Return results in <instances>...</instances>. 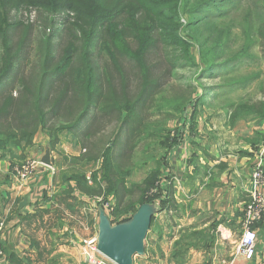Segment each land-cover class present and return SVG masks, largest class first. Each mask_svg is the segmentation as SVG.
I'll list each match as a JSON object with an SVG mask.
<instances>
[{
	"label": "trees",
	"instance_id": "trees-1",
	"mask_svg": "<svg viewBox=\"0 0 264 264\" xmlns=\"http://www.w3.org/2000/svg\"><path fill=\"white\" fill-rule=\"evenodd\" d=\"M25 11L43 16L35 37L31 25L10 19L11 13ZM257 58L264 60V0H0V160L12 163L13 175L14 168L29 159L41 130L49 136L51 151L60 155V136L80 127L82 131L74 133L80 154L72 162L82 167L99 164L89 179L85 172L65 173L52 205H38L34 213L21 217L32 252H8L7 264H56L55 257L50 258L56 251L52 230L65 225L92 228V213H83L86 206L76 193L109 205L114 198L109 211L113 224L127 222L145 203H155L161 211L173 207V200L163 195L166 190L159 188L163 157L159 154L156 168L141 183L128 187L132 169L122 162V153L129 150L131 160L143 142L167 153L179 144L182 133L172 136L166 123L181 120L188 107L194 108V119L201 99L192 102L197 88L191 82L183 92L172 88L170 78L177 79L176 73L193 72L199 81L217 72L224 76ZM109 71L119 81L120 97ZM129 73L132 83L126 85ZM249 79L239 86L245 87ZM226 86L232 90L236 84ZM65 98H72L74 107L61 114ZM147 99L151 103L144 107ZM229 108L231 125L248 117L264 120L263 100ZM151 110L161 122L148 121ZM140 111L145 121L124 142L126 125ZM113 123L114 135H106ZM61 157L68 160L63 153ZM9 178L0 175V220L7 205L14 215L20 203L11 207L2 194ZM263 220L253 228L263 226ZM194 238L195 243L207 241L203 232L181 233L176 247L182 253L187 240L185 251L197 248Z\"/></svg>",
	"mask_w": 264,
	"mask_h": 264
},
{
	"label": "crops",
	"instance_id": "crops-1",
	"mask_svg": "<svg viewBox=\"0 0 264 264\" xmlns=\"http://www.w3.org/2000/svg\"><path fill=\"white\" fill-rule=\"evenodd\" d=\"M202 130L191 129V135L184 131L180 143L170 152L167 165L169 181L164 180L162 184L166 190L163 195L173 200V207L155 216L154 222H159L154 231L156 238L144 259L154 260L156 264H202L211 250V264H264V220L263 226L255 228L258 240L255 256L251 260L236 256L235 249L239 240L232 241L243 233L244 211L252 198V173L260 150L264 159V120L255 123L250 131L236 133L243 140L254 138V145L246 143L247 146L237 149L236 153L225 154L215 147L219 144L223 146L225 136H233L234 133L217 128L214 129L216 133ZM48 151L52 153L49 136L40 132L28 158L42 160ZM11 166V162L0 160V175L10 176L9 182L2 185L1 190L3 196L11 202V207L18 200L20 203L17 214H9L10 205L2 212V215L7 216V224L0 239L5 253L1 264H7L8 252H16L21 256L32 252L29 239L21 226V217L34 213L38 205L50 207L53 202L50 200L60 192L57 182L56 185L53 183V173L39 170L28 180L20 182L11 175ZM260 192L264 196V186ZM76 196L86 206L83 213L86 210L92 213L91 203L94 200L77 193ZM24 200L27 203L20 208ZM83 230L88 231L84 225ZM58 231L62 235L69 232L71 237L69 243H54L56 254H62V264H86L81 232L66 225ZM195 232H203L207 241L195 243L194 238L192 241L197 248L185 251L188 248V241L185 240L183 245L186 249L181 253L179 247H176L181 233L185 235ZM211 238H214V243L210 241Z\"/></svg>",
	"mask_w": 264,
	"mask_h": 264
},
{
	"label": "rangeland",
	"instance_id": "rangeland-1",
	"mask_svg": "<svg viewBox=\"0 0 264 264\" xmlns=\"http://www.w3.org/2000/svg\"><path fill=\"white\" fill-rule=\"evenodd\" d=\"M239 15L235 18V20L237 21L240 20L241 17ZM10 19L11 21H20L26 26L31 25L32 26L31 36L35 37L36 34H38L40 31L39 27H40V23H42L43 16L36 12H32V13H28L26 11L21 12V13L13 12L10 15ZM229 23L230 22L227 21L224 25H227ZM194 53L198 57V53L196 50H194ZM255 55H257V53H255ZM126 64L132 65L130 62H127V61H126ZM220 73L221 72H217L214 74L213 77L206 76V78L200 79L198 81L197 80L199 76L198 74L196 75L193 72L190 73V71L181 70L179 71V73H176L177 79L172 80V78H170L171 81L169 83L172 85V88H175V89L177 88L181 90L179 92L184 91L185 86L186 84H188V82L193 83V85L196 86L197 88V92L193 94L191 100L193 103H196L199 99H201V104H198L197 112L195 113L194 119L192 118L193 113H194V108L188 107L185 113V116L181 120H170L166 123V126L169 130H171L172 136H174L175 131H178L179 134L181 132L182 135H184L185 133L184 131H186V134L191 135L189 133L191 129H197V130L203 129L202 131L206 133H216V130H214L216 128L227 130V131L229 130L231 133H234V135L233 136L226 135L224 138V141H226L225 144L223 146H219L220 145L219 144L215 147H218V149H220V151L225 154L236 153L238 151L237 149L247 146V144H251V142L254 141V138H248L247 140L246 139L243 140L242 138H239L238 136H236V133L238 132L240 134L242 132L250 131L253 125L257 123L259 120L254 119L252 117H248L245 119H240L234 125H231L230 115L232 113V109H230L229 107L234 104L237 105L243 101H250V102H254L257 100L264 101V60L257 58V61L254 63L246 62L244 66H238L234 70L232 69L229 70V73L225 74L224 76L220 75ZM109 75L114 77L112 79L113 80L112 86L116 89L120 97L122 93L119 88V81L115 79L116 78L115 74L112 71H109ZM129 77H130V80L126 81V85L127 83L128 84L132 83V77L130 73H129ZM246 77H251V79H249V81L247 82V85L242 88L241 86H239V84ZM229 83L230 84L235 83L236 86H232V90H230L226 86ZM166 86L164 87V89L168 87ZM58 91L59 93H61L63 91V88H60ZM59 93H56V97H59ZM150 103H151V100L147 99L143 103V106L147 107L150 105ZM71 107H74L73 99L65 98L61 103V114H64L65 112H67V110ZM148 113H149L148 121L150 123L161 122L162 118L158 117V113H156L155 110H151ZM145 118H146L145 113L140 111L137 118L129 122L126 125L125 130H127V132L125 134L126 138L124 139V142L127 141L131 130L137 129L138 126L143 124V122L145 121ZM94 124L98 126L100 124L99 119L95 120ZM209 130H212V132H209ZM80 131L82 130L79 127L75 129L73 133H63L60 136V144H59V151L61 154L59 155V153L54 152V151H52L51 153L52 163H53L52 168L54 172H50V174L53 173L54 185H55V181L57 180V183L60 186V183L62 181V176L65 173L68 175H72L74 173H77L78 171H81V172L87 173L86 177L89 179L91 177V171H95L99 167L98 163L82 167V165H77L72 162V158L76 157L79 152V148L77 144L78 141L74 133H77ZM115 131H116V124L113 123L110 126H108L107 129H105V134L111 136V135H114ZM41 132L43 131L41 130ZM197 133L199 134L198 131ZM178 139L180 143L181 139L180 138ZM250 139H253V140H250ZM128 141H129V144H128V147H129V145L132 142V139ZM209 143L214 144L211 142ZM263 149H264V146H263ZM62 153L63 155L68 157V160H65L63 157H61ZM159 154L161 157H163V161H164V167L162 168L163 177L161 178V181L159 183V188L164 190L162 183H164V180L169 181V177H168L169 172L167 170L168 169L167 163H168L171 153H167L166 150L164 151L158 145H154V144H151V146L147 148L146 143L144 142L138 145V147L133 151L131 155V160H128L129 150L122 153V162L125 163L126 167H129L130 169H132L131 176L126 178L128 187H131L132 184H135V183H141L147 177V175L153 169L156 168L157 166L156 163L159 159ZM119 155L117 154L116 157L119 158ZM257 158L258 159L255 164L253 173L259 168V165H261L260 169H262L263 181H264V159H263V153L261 152V150L258 153ZM39 170H42V169H38L37 172ZM253 173H252V181H251L252 186H253ZM56 177L57 179L54 180ZM61 189L62 187L59 188L58 191H60ZM155 192L156 191H153L151 192V194H155ZM136 195H138V193ZM109 201L113 205L116 203L114 198H110ZM101 202L102 201L100 200H95L94 202L91 203L92 205L91 209L93 211L92 220L94 222V225L92 226L91 229L87 228L88 231H84L83 229L80 231L79 226L75 227L76 232L78 233L81 232V236L83 239L82 244L84 247L83 253H84V259H85L86 264H90V263L87 261L88 257L85 252L86 250L85 240L88 241L91 238H97L98 222H99V211L98 210H99V205L102 204ZM111 204L110 205L107 204V205L111 206ZM109 211L110 210H107L108 216H109ZM5 217L7 216L2 215V218L0 220V222L4 223V226H6L7 224V218ZM158 223L159 222L157 223L154 222L153 226L151 227L150 233L147 237V240H146L147 252L151 251L150 250L151 245L153 241L155 240L154 238H156V236L154 235V231ZM52 231L54 232L56 236L55 237L56 245H62L63 243L70 242L71 237L68 234L69 232H65L62 235L56 229L55 230L53 229ZM239 238L240 237L237 236L232 241L237 242ZM206 248H209V246H206ZM210 252L211 250L208 251L209 255L206 261L203 262L202 264H211L210 263V255H211ZM61 255L62 254L60 255L56 254V251H55L54 254L50 258L55 257L56 264H62V262L60 261ZM95 258L100 259L97 255H95ZM144 258L145 257H137L135 259L134 264H146V262L147 264H156V261L150 260V259L145 260ZM108 263L109 262H107V264Z\"/></svg>",
	"mask_w": 264,
	"mask_h": 264
},
{
	"label": "water",
	"instance_id": "water-1",
	"mask_svg": "<svg viewBox=\"0 0 264 264\" xmlns=\"http://www.w3.org/2000/svg\"><path fill=\"white\" fill-rule=\"evenodd\" d=\"M41 162L53 167L51 153L48 151ZM24 200L20 208L26 205ZM97 234L98 252L113 264H134L137 257L146 256V240L150 233L153 219L161 212L159 205L145 203L124 223L113 224L105 206L99 205Z\"/></svg>",
	"mask_w": 264,
	"mask_h": 264
},
{
	"label": "built area",
	"instance_id": "built-area-1",
	"mask_svg": "<svg viewBox=\"0 0 264 264\" xmlns=\"http://www.w3.org/2000/svg\"><path fill=\"white\" fill-rule=\"evenodd\" d=\"M259 168L253 173V193L250 203L247 204L244 211V222H243V233L237 243L235 254L236 256H241L246 260H251L256 253L257 247V233L253 226L260 222L264 218V196L260 192L264 186L263 172ZM38 169L46 170L49 172H54L52 167L45 166L41 160L38 159H28L26 162L18 165L14 168L13 177L16 180L23 182L32 177ZM106 212L110 210L109 205H105ZM5 226L3 222H0V237L3 235V230ZM2 234V235H1ZM98 240L97 238H91L90 240H85L86 254L88 257V262L90 264H113L107 258L102 256L98 252L97 248ZM88 248V249H87ZM97 255L100 259L95 258ZM5 258V253L0 242V264ZM108 263V264H109Z\"/></svg>",
	"mask_w": 264,
	"mask_h": 264
}]
</instances>
